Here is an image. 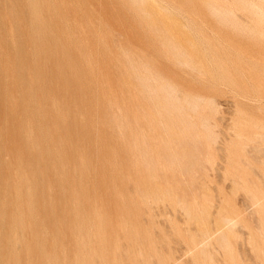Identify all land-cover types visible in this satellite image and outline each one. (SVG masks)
<instances>
[{
  "label": "rangeland",
  "instance_id": "rangeland-1",
  "mask_svg": "<svg viewBox=\"0 0 264 264\" xmlns=\"http://www.w3.org/2000/svg\"><path fill=\"white\" fill-rule=\"evenodd\" d=\"M263 158L264 0H0V264H264Z\"/></svg>",
  "mask_w": 264,
  "mask_h": 264
},
{
  "label": "bare ground",
  "instance_id": "bare-ground-1",
  "mask_svg": "<svg viewBox=\"0 0 264 264\" xmlns=\"http://www.w3.org/2000/svg\"><path fill=\"white\" fill-rule=\"evenodd\" d=\"M260 137V136H259ZM245 149V148H244ZM255 150V149H254ZM257 151H260V150H257ZM262 151V150H261ZM260 153V152H259ZM264 159V158H263ZM263 163V162H262ZM262 165V164H261ZM231 177V176H230ZM259 194V193H258ZM248 199V198H247ZM249 201H250V203L253 205V206H255L256 207V213H258L259 211L258 210H260L263 206H264V195H262L261 196V194H260V197H254V196H250L249 195ZM252 206V207H253ZM37 211V210H36ZM259 214V213H258ZM253 217H254V215H253ZM255 222V221H254ZM226 223H227V225H229V224H231L232 223V221H229V220H226ZM258 227V226H257ZM5 231V230H4ZM22 233V232H21ZM263 233V232H262ZM156 234V233H155ZM262 235V234H261ZM209 237V236H208ZM207 237V238H208ZM206 238V239H207ZM261 238H262V236H261ZM211 239V238H210ZM209 239V240H210ZM262 241H264V237H263V239H262ZM207 243H208V240H207ZM212 243V242H211ZM210 243H208V244H206V245H209ZM1 245V244H0ZM18 248V247H17ZM205 249V248H204ZM191 251V250H190Z\"/></svg>",
  "mask_w": 264,
  "mask_h": 264
}]
</instances>
